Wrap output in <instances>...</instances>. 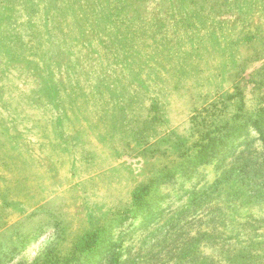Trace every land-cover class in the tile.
<instances>
[{"label": "rangeland", "instance_id": "1", "mask_svg": "<svg viewBox=\"0 0 264 264\" xmlns=\"http://www.w3.org/2000/svg\"><path fill=\"white\" fill-rule=\"evenodd\" d=\"M0 264H264V0H0Z\"/></svg>", "mask_w": 264, "mask_h": 264}]
</instances>
